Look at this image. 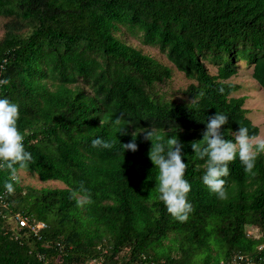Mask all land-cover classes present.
<instances>
[{
  "label": "trees",
  "instance_id": "16d2710c",
  "mask_svg": "<svg viewBox=\"0 0 264 264\" xmlns=\"http://www.w3.org/2000/svg\"><path fill=\"white\" fill-rule=\"evenodd\" d=\"M0 18V81H8L0 99L19 106L33 157L18 174L65 185L18 178L7 194L9 173L0 171V264H264V154L255 175L238 157L230 163L221 200L203 184L204 162L191 148L216 112L227 116L225 140L235 142L230 131L240 124L260 134L229 79L243 62L264 89V0H0ZM122 27L192 82L181 99L157 92L173 71L118 36ZM152 126L183 145L193 207L186 222L158 199L144 134L136 152L122 149ZM95 138L114 147L93 148ZM81 185L86 192L73 198ZM18 214L46 227L19 228Z\"/></svg>",
  "mask_w": 264,
  "mask_h": 264
},
{
  "label": "clouds",
  "instance_id": "9594fccd",
  "mask_svg": "<svg viewBox=\"0 0 264 264\" xmlns=\"http://www.w3.org/2000/svg\"><path fill=\"white\" fill-rule=\"evenodd\" d=\"M6 83H8L7 80L0 81V84ZM203 95L204 93L201 92L200 96ZM18 120L19 106L6 98L0 99V171L9 173L3 185L7 194L15 191L14 185L18 182V170L27 168L33 159L32 154L25 150L24 137L17 126ZM112 123L119 126L118 132L124 127L122 116H117ZM226 123L227 116L216 112L206 123V128L202 133L203 139L191 143L195 156L204 162L203 184L210 193L215 194L221 200L228 199L224 178L230 175V163L238 157L245 173L255 175L253 170L256 167V161L261 154H264V135L250 134L248 127L240 124L237 131H230L235 142L225 140L221 130ZM140 133L144 134V140L151 142L148 156L155 169H158L155 179L158 199L165 205L167 212L174 220L181 223L186 222L193 207L188 201L191 184L185 179L187 164L182 159L183 145L175 136L165 140L152 126L142 129L139 133H133L132 141L121 145L122 149L136 152L138 150L136 137ZM91 145L93 148L103 149L114 147L112 142L102 138L93 139ZM80 192H86L83 185L80 191L74 190L71 195L76 198Z\"/></svg>",
  "mask_w": 264,
  "mask_h": 264
},
{
  "label": "rangeland",
  "instance_id": "374dc122",
  "mask_svg": "<svg viewBox=\"0 0 264 264\" xmlns=\"http://www.w3.org/2000/svg\"><path fill=\"white\" fill-rule=\"evenodd\" d=\"M4 19L0 18V38L4 34L3 23ZM124 41L128 44L139 48L143 54L155 59L159 63L167 65L171 68L172 78L156 86L157 92L164 95L167 98H174L176 100L181 99L182 90L186 89L192 82L189 81L186 76L176 70L173 65L169 63L166 57L159 53L157 48L143 46L138 37L133 36L129 31L122 27L121 31L118 32ZM240 70L237 76H233L229 79L230 82L241 87V90L235 94L233 97H242L245 99L243 108L247 112V117L260 128V134L264 135V89L258 84V82L252 77V68L246 67L243 62L239 63ZM207 69L211 73H216V68L212 65L206 64ZM18 178L21 180L23 185H30L35 188L50 187V189L64 188L65 185L57 181H43L37 176L30 177L26 172H20ZM95 264V263H90Z\"/></svg>",
  "mask_w": 264,
  "mask_h": 264
},
{
  "label": "built area",
  "instance_id": "2783aa9c",
  "mask_svg": "<svg viewBox=\"0 0 264 264\" xmlns=\"http://www.w3.org/2000/svg\"><path fill=\"white\" fill-rule=\"evenodd\" d=\"M2 202V197H0V203ZM16 222L19 224V228H27L29 227L30 229H32L33 233L37 234L38 232H40L42 229H44L46 227L45 223L43 222H38V223H34L32 224L29 220V217H24L23 215H16L15 218ZM243 260V258H238L237 260H235L233 262V264H241V261Z\"/></svg>",
  "mask_w": 264,
  "mask_h": 264
}]
</instances>
